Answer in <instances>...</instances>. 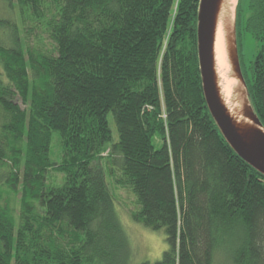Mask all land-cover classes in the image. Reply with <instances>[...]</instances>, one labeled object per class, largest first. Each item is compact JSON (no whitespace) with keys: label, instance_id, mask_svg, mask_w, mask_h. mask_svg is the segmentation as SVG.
<instances>
[{"label":"trees","instance_id":"1","mask_svg":"<svg viewBox=\"0 0 264 264\" xmlns=\"http://www.w3.org/2000/svg\"><path fill=\"white\" fill-rule=\"evenodd\" d=\"M199 1L16 0L24 49L0 43V264L101 259L120 231L106 178L135 197L134 222L165 234L161 260L141 264H264V177L207 110ZM248 10L258 51L243 80L264 129V0ZM64 228L76 238L60 246Z\"/></svg>","mask_w":264,"mask_h":264},{"label":"rangeland","instance_id":"2","mask_svg":"<svg viewBox=\"0 0 264 264\" xmlns=\"http://www.w3.org/2000/svg\"><path fill=\"white\" fill-rule=\"evenodd\" d=\"M249 3L250 0L240 1V16L238 22V58L241 72L245 80H250V66L258 51L257 42L244 31V26L249 16ZM19 9L16 0H0V20L5 21V26L0 27V43L5 46L6 49L12 48L14 44L22 46L23 49L25 46L23 25ZM34 34L36 36V33ZM40 36L41 34H39V37ZM32 41H34V39ZM241 90L244 91V89ZM14 101H17L21 109L25 108L21 105L19 98L14 99ZM108 121L110 129L113 132L114 140H116V130L112 118L109 117ZM59 156V148L54 146L51 155L52 162L59 164ZM97 165L103 170L106 168L104 161L97 163ZM50 177V182L53 183L54 186L60 184L59 175L51 173ZM105 180L106 183H110L109 188L113 192L114 211L117 217V226L120 231L117 235H114L110 243L102 244L101 249L105 253L104 256L101 257V259L96 258L90 264H141L144 262L155 263L161 260L162 254L168 249L164 232L152 231L134 222L132 220V213L135 211L136 206L133 194L126 190H116L108 178ZM20 189L21 187L17 188L19 193ZM19 193L4 197L5 202L8 201L10 208L14 210L15 218L18 217L19 211ZM64 229L63 235H59L56 241L60 246H67L76 238L72 230ZM219 256L215 257L213 264H230V262Z\"/></svg>","mask_w":264,"mask_h":264},{"label":"water","instance_id":"3","mask_svg":"<svg viewBox=\"0 0 264 264\" xmlns=\"http://www.w3.org/2000/svg\"><path fill=\"white\" fill-rule=\"evenodd\" d=\"M222 2L223 0L199 1L196 40L203 97L212 120L230 149L247 166L264 177V129L250 106L236 45L235 15L238 0L234 13L233 40L228 39L227 56L233 78L244 89L238 94L247 103V107L242 109V116L248 123L234 121L222 102L217 86L213 43Z\"/></svg>","mask_w":264,"mask_h":264},{"label":"bare ground","instance_id":"4","mask_svg":"<svg viewBox=\"0 0 264 264\" xmlns=\"http://www.w3.org/2000/svg\"><path fill=\"white\" fill-rule=\"evenodd\" d=\"M236 1L223 0L221 4L213 43L214 71L220 97L228 113L235 122L248 123L242 116V109L247 107V103L238 94L243 86L233 78L227 56L228 39L233 40Z\"/></svg>","mask_w":264,"mask_h":264}]
</instances>
